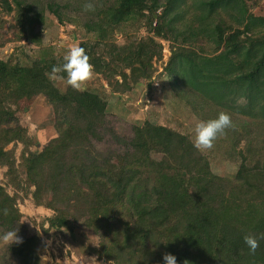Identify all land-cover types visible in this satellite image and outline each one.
<instances>
[{
	"label": "trees",
	"instance_id": "1",
	"mask_svg": "<svg viewBox=\"0 0 264 264\" xmlns=\"http://www.w3.org/2000/svg\"><path fill=\"white\" fill-rule=\"evenodd\" d=\"M249 1L116 0L86 22L87 34L92 38L80 46L116 94L130 91L140 80H150L155 71L152 61L160 60L163 50L158 42L142 36H129L126 44L119 45L114 41L117 31L129 25L135 32L145 28L164 40L179 41L167 71L176 74V83L185 86L180 93L186 102L196 101L204 114L225 111L230 115L234 126L216 140L227 151L232 149L226 155L238 156L237 176L252 188L250 200L264 210V18L251 12ZM0 3L8 14H15L23 29L44 25L43 9L36 12L32 4L19 0ZM48 9L62 22L58 8ZM235 24L244 29L243 36L225 47L227 34ZM206 42L213 43L214 55L201 49ZM197 44L200 53L189 47ZM62 63L63 58L47 50L35 59L26 53L22 57H0V165L8 168L9 184L21 189L14 152L5 149L16 142L26 145L20 167L28 185L35 187V204L55 212L41 224L46 234L56 231L67 233L73 240L84 238L79 224L87 223L89 229L97 230L93 233L99 236V244L93 247L81 240L85 252L112 264H162L165 253L175 255L178 264H264V240L254 253L243 241L245 234L264 233V218L253 226H243L235 215H224L230 205L226 199L228 182L213 171L209 155L193 147L189 135L144 120L133 126L129 138L118 136L107 119L106 94L96 90L77 93L72 88L62 91L57 86L54 78H62L63 72L53 74L51 68ZM118 76L121 81L116 79ZM27 85L47 97L57 132L47 146L36 145L35 150L30 149L28 130L20 125L12 108ZM234 94L245 102L241 118L225 110L226 99ZM212 100L223 108H215ZM105 134L122 147V152L113 153L119 170L116 165L103 164L109 166L106 170L117 181L113 189L94 176L95 167L103 162L94 151L95 142ZM242 141L244 146L236 152ZM149 142L164 148L161 161L149 155ZM78 166L87 188L76 179ZM129 169H134V174L124 175ZM136 175L151 182L159 199L166 223L157 233L165 250L149 243V233L156 226L150 222L147 208H141L135 219L125 220L112 206L101 210L95 207L94 202L103 195L118 201ZM17 197L0 185V210L7 209L6 215L0 211V229L5 232L22 225ZM41 247V239L35 234L20 243L8 244L6 250L16 264H47L41 259Z\"/></svg>",
	"mask_w": 264,
	"mask_h": 264
},
{
	"label": "rangeland",
	"instance_id": "2",
	"mask_svg": "<svg viewBox=\"0 0 264 264\" xmlns=\"http://www.w3.org/2000/svg\"><path fill=\"white\" fill-rule=\"evenodd\" d=\"M9 1L11 3L14 2V0ZM19 1L32 4L36 12L43 9L44 25L38 27L28 26L23 29L16 21L15 14H8L3 5H0V57L3 59H8L10 56L22 57L24 53L31 59H35L37 54L44 50L53 52L58 58H63L71 46H80L88 38H92V35L87 34L86 22L92 20L99 9L112 5L116 0H91L95 6V10L91 12L84 10V4L89 2V0ZM161 2H165V0H161ZM249 4L252 8L251 12L255 16L264 18V0H250ZM48 6H53L55 9L58 8L62 22L48 9ZM160 12L161 10L158 11V14ZM227 19L225 17V20ZM243 32L244 29L241 25L235 24L234 30L230 33L228 32V38L224 46L226 47L227 44L241 39ZM129 36L132 38L142 36L145 39L154 40L162 46V58L160 60L155 58L152 61L153 69L155 70L152 78L150 80H140L136 84L132 83V88L128 92L114 94L106 80L97 72V68L93 67V74L82 85V90H96L106 94L108 101L107 119L110 123V128L120 137L129 138L136 123L150 120L151 122L171 127L192 138L194 135V118L207 120L215 118L217 115L214 113L215 111L204 114L199 108L200 105L192 99H189L191 103L186 102L180 93V90L184 89L185 86L183 85V87L176 83L178 76L167 71L166 67L173 50L179 46V41L173 39L171 41L164 40L145 28L135 32L129 25L115 33L114 41L119 45H123L127 43V37ZM189 47H194L197 53L201 52L200 44L190 45ZM223 47L222 49H224ZM201 49L214 55V46L211 42H206ZM125 72L130 73L129 70H125ZM116 79L121 81L120 76L116 77ZM54 80L62 91L72 88L67 85L66 73L64 72L62 78H54ZM75 91L79 93L78 90ZM226 100L228 107L225 110L241 118L239 113L241 112V105L245 102L241 100L239 94H234ZM232 100L235 101L233 102ZM224 101L221 102L225 104ZM212 104L214 105L213 100ZM214 106L215 108L219 107ZM12 108L15 110L20 125L28 130V137L31 139V141H28L32 143L30 149L35 150L36 145L43 148L57 136L55 116L51 105L47 97L36 87L25 86L21 95L12 104ZM219 108L223 107L220 106ZM0 112L2 111L0 110ZM235 122L239 121L235 120ZM34 143L35 145L33 146ZM244 143L242 141V143L238 144L236 152L241 150V146L243 147ZM25 147V144L16 142L9 144L5 149L13 150L14 152L21 189L16 190L9 184L6 176L8 168L0 165V185L6 188L10 196H18L17 207L23 215L22 225L16 231L17 236L22 240L28 236L38 234L42 243L41 259L47 264H112L106 258L99 259L98 256L89 255L85 252L86 249L81 244V240L85 241V245H92L93 247H98L99 244V236L95 235L97 230L89 229L90 226L87 223L81 222L79 224V232L84 233L85 237H77L74 240L65 232L51 231L46 234L43 231L42 222L47 218L53 217L55 212L44 205L35 204L33 198L35 187L28 185L20 167V157ZM89 148L93 150L91 147ZM95 150L101 156L103 162L95 167L94 176L97 179L105 180L113 189L117 181L106 170L109 166L106 167L104 165L106 163L108 165L113 164L119 170L118 162L114 158L113 153L122 152V147L110 134H105L101 141L95 142ZM231 150L227 151L222 147L221 142L215 140L212 148L202 151L209 155L213 171L228 182L226 199L230 205L229 210L224 215H235L241 225L253 226L264 218V210L259 204L250 200V190L252 188L243 184L241 177L237 176L240 163V160H237L238 156L235 154L233 156L226 155ZM148 152L151 158L157 161H161L165 155L164 148L157 142H149ZM80 170L81 166H78L75 172L76 179L81 187L87 188L88 185ZM132 174H134V169L124 172V175L127 176ZM262 190L264 191V185H262ZM94 204L98 210L112 206L117 215L125 220L135 219L141 208H147L149 210L148 218L156 226L149 233V243L157 249H166L157 233V230L166 223V219L159 207V199L154 195L151 182L147 178L136 175L134 182L126 188L118 201L113 202L106 195H103ZM4 232V230L0 229V233ZM87 242L91 244H87ZM7 245L8 243L0 242V264H16V261L6 250Z\"/></svg>",
	"mask_w": 264,
	"mask_h": 264
},
{
	"label": "clouds",
	"instance_id": "3",
	"mask_svg": "<svg viewBox=\"0 0 264 264\" xmlns=\"http://www.w3.org/2000/svg\"><path fill=\"white\" fill-rule=\"evenodd\" d=\"M85 11H94L95 6L89 0L84 4ZM66 73V83L75 90H82V85L91 78L93 74V65L89 62V56L86 54L85 48L82 46H71L63 56V63L59 66L53 65L51 73ZM233 122L230 115L221 111L212 119H196L194 118L192 137L193 147L197 150H207L212 148L214 141L218 136L224 134L225 129L232 128ZM3 214H7V209L0 210ZM15 230H9L0 233V242L12 244L20 243L21 240ZM264 240V233L256 235L245 234L243 236L244 244L249 251L254 253L259 247V242ZM162 264H178L177 258L171 253H165L162 258Z\"/></svg>",
	"mask_w": 264,
	"mask_h": 264
}]
</instances>
